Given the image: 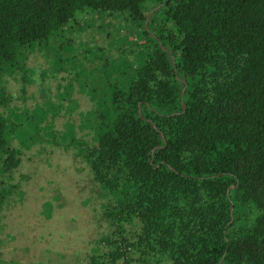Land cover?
Returning <instances> with one entry per match:
<instances>
[{"label": "trees", "instance_id": "trees-1", "mask_svg": "<svg viewBox=\"0 0 264 264\" xmlns=\"http://www.w3.org/2000/svg\"><path fill=\"white\" fill-rule=\"evenodd\" d=\"M84 12L139 27L138 65L96 102L93 141L65 145L113 198L108 262L131 264L132 247L139 264H264V0H0V78ZM134 220L130 242L122 226Z\"/></svg>", "mask_w": 264, "mask_h": 264}, {"label": "rangeland", "instance_id": "rangeland-1", "mask_svg": "<svg viewBox=\"0 0 264 264\" xmlns=\"http://www.w3.org/2000/svg\"><path fill=\"white\" fill-rule=\"evenodd\" d=\"M77 16L26 54L25 71L8 67L0 78L9 99L0 107L5 138L19 152L10 172L0 159V264H112L114 248L102 241L117 229L103 217L113 198L65 145L93 141L104 114L96 102L138 65L139 27L126 14ZM122 228L133 242L139 225ZM127 258L139 264L143 256L131 247Z\"/></svg>", "mask_w": 264, "mask_h": 264}]
</instances>
